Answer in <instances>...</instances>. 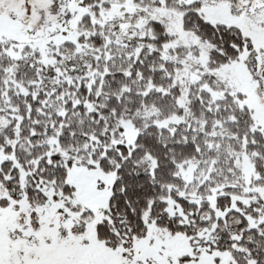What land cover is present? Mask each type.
Listing matches in <instances>:
<instances>
[{
    "label": "snow or ice",
    "instance_id": "1",
    "mask_svg": "<svg viewBox=\"0 0 264 264\" xmlns=\"http://www.w3.org/2000/svg\"><path fill=\"white\" fill-rule=\"evenodd\" d=\"M0 264H264V0H0Z\"/></svg>",
    "mask_w": 264,
    "mask_h": 264
}]
</instances>
